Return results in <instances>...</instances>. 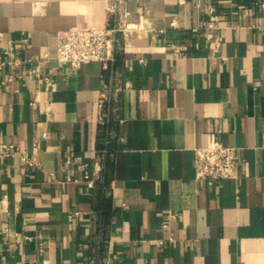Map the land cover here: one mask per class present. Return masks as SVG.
<instances>
[{
    "label": "crops",
    "instance_id": "1",
    "mask_svg": "<svg viewBox=\"0 0 264 264\" xmlns=\"http://www.w3.org/2000/svg\"><path fill=\"white\" fill-rule=\"evenodd\" d=\"M108 4L0 0V143L38 162L0 156V264H264V0H126L114 61H58ZM214 144L235 178L195 177Z\"/></svg>",
    "mask_w": 264,
    "mask_h": 264
},
{
    "label": "built area",
    "instance_id": "2",
    "mask_svg": "<svg viewBox=\"0 0 264 264\" xmlns=\"http://www.w3.org/2000/svg\"><path fill=\"white\" fill-rule=\"evenodd\" d=\"M126 0H109L108 10L116 15L115 22L101 28H76L65 29L57 32V60L69 64L72 68H78L90 61H100L104 65L114 61L118 35H126L134 24L126 20L128 11L123 8ZM175 24V20L171 22ZM1 40V36H0ZM27 42V39H23ZM16 45L10 44L7 54L12 55ZM6 60L0 55V68ZM13 64L17 65L18 58H12ZM33 72L34 70H29ZM109 97L102 92L98 99L97 120L104 122L108 118L105 111V103ZM46 136V132L42 133ZM235 146L231 145H205L195 148L194 169L196 178L227 179L235 178L238 172V157ZM0 156H18L24 164H38L35 157L28 151L14 143H0ZM67 157V162H70ZM78 213V212H76ZM86 264H106L105 260H90Z\"/></svg>",
    "mask_w": 264,
    "mask_h": 264
}]
</instances>
